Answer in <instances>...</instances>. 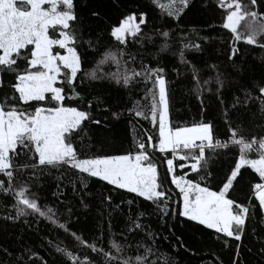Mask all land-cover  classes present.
Returning a JSON list of instances; mask_svg holds the SVG:
<instances>
[{
    "label": "snow or ice",
    "instance_id": "obj_1",
    "mask_svg": "<svg viewBox=\"0 0 264 264\" xmlns=\"http://www.w3.org/2000/svg\"><path fill=\"white\" fill-rule=\"evenodd\" d=\"M151 3L178 24L198 4L205 9L214 6L223 10L220 27L230 34L225 41V67L205 62L208 78L202 81V69L184 55L185 49L203 51L202 44L188 41L185 36L178 53L181 63L192 73L201 112L207 107L205 93L219 105L227 128L225 138H218L212 119L173 126L165 67L158 61L156 66L146 64L142 57L138 62L141 53L133 55L128 50L130 43L141 48L145 42L153 43L155 35L164 38L159 52H167L171 32L157 28L151 30L153 35L145 32L149 16L135 0H0V196L6 201L0 222L5 225V233L9 232L7 225L17 230L14 248L0 244V264H48L24 241L26 231H39L41 220L70 232L67 223L59 222L57 210L42 204L38 194L31 191L34 186L43 187L39 181L53 170L59 175L52 195L61 203L63 189L70 186L80 205L87 209L86 201L91 196L88 178H95L114 190L141 198L151 208L137 209L133 214L129 207L126 227L120 233L122 242L111 239L109 250L98 245L100 237L89 242L70 232L98 260L87 255L81 258L43 238L55 254L71 264H161L158 240L171 236L175 240L171 249L189 251L182 238L174 235L176 222H191L212 230L225 248L231 242L232 264H241L240 249L257 210L264 225V123L253 125L259 132L246 130L243 123L253 106L264 121V57L256 77V68L244 60L243 49L238 46L243 43L264 50L260 42L264 38V0ZM104 35L117 47L104 45L96 67L80 76L85 62L82 49L87 46L96 51ZM106 64L116 70L105 72ZM85 79L108 81L124 89L140 83L151 85L146 87L143 103L135 101L127 112L148 121L154 132L145 130V138L118 153L106 152L104 145L111 140L105 135L108 116H94L93 101L78 91ZM103 111L114 120L123 114L107 106ZM254 117L251 113L250 123ZM234 149L237 152L227 169L222 175H214L210 164ZM248 170L255 176H246ZM169 184L178 190L175 196ZM101 200L110 205L112 196L101 194ZM126 203L131 206L135 201L129 199ZM72 211L67 207L69 216ZM152 215L156 216L155 230L143 222ZM161 229L169 236H163ZM251 234L256 236L255 226ZM256 240L258 264H264V235L256 236ZM163 264L175 262L166 258Z\"/></svg>",
    "mask_w": 264,
    "mask_h": 264
},
{
    "label": "trees",
    "instance_id": "obj_2",
    "mask_svg": "<svg viewBox=\"0 0 264 264\" xmlns=\"http://www.w3.org/2000/svg\"><path fill=\"white\" fill-rule=\"evenodd\" d=\"M166 2L167 0H161V3ZM135 4L148 13L149 24L147 28H144L145 32L153 35L151 31L153 28L171 32L168 40L170 48L167 52H159V47L163 43L164 38L155 35H153V43L145 42L143 48L140 45L133 46L130 43L128 50L133 55L138 51L141 53V56L137 57L138 62L142 57L143 62L146 64L156 66L158 61L160 66L165 67L167 73L166 78L168 80L170 119L173 126H188L201 119H212L216 130L219 132L218 138H225L227 128L219 105L214 97L210 98L205 93L204 102L207 107L204 112H201L200 102L197 100L196 93L193 91L194 83L191 78L192 73L185 64L181 63L178 53V49L182 47L180 41L185 36L188 41H195L202 44L203 51L198 52L192 49L184 50L185 58L196 65L197 68L202 69L200 73L202 81L208 78V70L204 68L205 62L218 63L222 68L225 67L227 64V46L225 41L229 38L230 34L227 33V30L220 27L223 10L214 6L205 9L198 4L197 8L188 13L186 17H183L178 24L175 20L167 17L165 13L157 9L151 3V0H135ZM261 11H264V6L261 7ZM209 25H212V27L210 28ZM193 29L196 31L193 32ZM199 37H209L210 39L202 41ZM88 38L86 33L85 39ZM92 38L95 39V34H93ZM260 42L264 43V38H261ZM104 45H110L112 48L117 47L114 40H110L107 35H104L96 51L87 49V46L82 49L85 62L82 65L80 76L83 75V72L90 71L96 67V61L100 59V54L104 51ZM238 46L243 49L244 60L256 68V72L253 75L258 77L260 75L259 69L262 63L261 58L264 57V50H261L257 46L245 45L243 43H240ZM132 66L135 67L136 65ZM103 68L105 72L116 70L110 64L104 65ZM174 69L178 71H174ZM150 86L140 83L134 87L124 89L108 81H89L85 79L84 83L78 89L86 99L93 101L94 116L98 118L108 116V130H105V135L111 137V140L104 145L106 152L118 153V150L127 149L132 146L135 140L145 138V130L154 132L152 125L148 121L129 116L127 112V109L135 101L141 100L143 103L142 97L144 96L146 87ZM104 106L113 110L122 111L123 114L119 120H114L108 113L103 111ZM251 113H255L252 123L249 122ZM251 113L243 117L244 126L246 130L259 132L260 129L253 125L255 123H264V121L261 120L255 106L252 107ZM90 127L93 131H96L95 126L90 125ZM235 152L237 150L234 149L233 152H229L226 156L217 157L219 162L210 164L214 175L218 176L223 174L230 160L234 158ZM159 155L157 153L158 157ZM177 171L178 174H182L179 170ZM161 174H163V166H161ZM249 174L255 176L254 173H251V170L245 173L246 176ZM57 175L59 173L53 170L50 176H46L39 181L43 187L34 186L31 191L38 194L42 204L54 207L57 210L59 222L67 223L70 232H76L78 235H81L82 239L89 242L100 237V240L97 241L98 245L104 247L105 250H109V241L113 238L122 242L120 233L126 227L129 207L132 208L133 214L137 209L151 211L148 202L122 190H114L111 186L95 178H88V191L91 192V196L86 201L89 204L87 209L80 205L79 197L72 192L70 186L63 189L65 194L63 198L64 203H61L52 195L56 191L57 181L55 177ZM255 182H258V180ZM169 187L173 189V195L175 196L177 190L170 184ZM101 194H110L112 196L110 205L102 203ZM129 199L135 201L131 206L126 203ZM5 206V199L0 196V215L3 214L2 209ZM67 207H71L73 210L71 216L67 212ZM260 219L259 210H257L252 225L249 226V234L245 237L240 249L241 264H258L260 258L256 254V248L258 246L256 236L264 235V225L260 224ZM143 222L150 224L153 230L157 227L156 216L154 215L146 216ZM252 226L256 227V236L251 234ZM4 227L5 225L0 222V244L10 246L11 250V248L15 247L17 230L12 229L11 225H7L6 227L9 228V232L5 233L3 231ZM70 232H64L55 225L41 220L39 222V231H26L24 241H27L33 247V250L38 252L39 256L44 257L48 261V264H71V262L55 254L43 239L45 237L51 239L53 243L59 244L61 247H66L81 258L87 255L93 259H99L90 249L85 248L77 242L71 236ZM161 233L163 236H169L168 232L162 229ZM174 235L182 238L185 247L189 251L179 248L176 250L171 249L170 245L175 244V240L171 236L166 240H158V255L161 264H163V260L166 258H171L175 264H232L233 247L231 246V242L229 247H223V241L217 240L212 230L204 229L202 226L192 225L191 222H184L183 224L176 222ZM249 247L252 248V252L248 251ZM128 254L132 255L133 252H129ZM37 264H39V261H37Z\"/></svg>",
    "mask_w": 264,
    "mask_h": 264
},
{
    "label": "rangeland",
    "instance_id": "obj_3",
    "mask_svg": "<svg viewBox=\"0 0 264 264\" xmlns=\"http://www.w3.org/2000/svg\"><path fill=\"white\" fill-rule=\"evenodd\" d=\"M178 191V190H177Z\"/></svg>",
    "mask_w": 264,
    "mask_h": 264
}]
</instances>
